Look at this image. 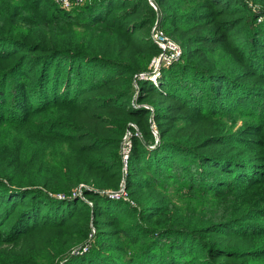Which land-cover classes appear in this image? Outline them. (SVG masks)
Here are the masks:
<instances>
[{"label":"trees","instance_id":"1","mask_svg":"<svg viewBox=\"0 0 264 264\" xmlns=\"http://www.w3.org/2000/svg\"><path fill=\"white\" fill-rule=\"evenodd\" d=\"M155 3L0 0V264H262L264 0ZM156 22L182 51L159 88L139 78ZM132 122L135 206L101 195ZM258 187L246 214L233 197Z\"/></svg>","mask_w":264,"mask_h":264},{"label":"rangeland","instance_id":"2","mask_svg":"<svg viewBox=\"0 0 264 264\" xmlns=\"http://www.w3.org/2000/svg\"><path fill=\"white\" fill-rule=\"evenodd\" d=\"M56 2H57V0H56ZM58 3V2H57ZM59 5V4H58ZM151 5V4H150ZM80 5H78V4H76L75 3V7H79ZM83 5H81L80 7H82ZM152 6V5H151ZM155 6H156V3H155ZM153 7V6H152ZM154 8V7H153ZM256 8H258V7H255V9H254V11L255 12H258L257 11V9ZM155 10H158V7L156 6V8H154ZM259 9V8H258ZM158 22V21H157ZM156 22V23H157ZM155 23V24H156ZM155 24H154V26H155ZM154 26H152V28L154 27ZM170 40H172L166 33H165V31L163 30V29H160ZM151 31H152V29H151ZM151 31H150V37L152 38V33H151ZM173 42H175V41H173ZM177 44V43H176ZM157 57H158V55L157 56H155L154 57V59H157ZM151 63H153V62H151ZM151 65L152 64H150V68H151ZM151 70V69H150ZM150 72V71H149ZM149 72H145V73H149ZM145 73H143V74H145ZM140 74H137V75H135V77H134V79L136 78V76H139ZM138 78V77H137ZM139 78H142V75H140L139 76ZM138 80V79H137ZM144 81H146L145 79H144ZM152 84L154 85V86H156V88H159L160 87V81H159V79L155 82V81H153L152 82ZM135 87L137 88V83L135 84ZM138 90V89H137ZM141 106H144V107H146V108H148V109H150V110H153L152 109V107L147 103V104H143V105H139V107H141ZM242 121H239L238 123H236V120L235 121H232V122H235V123H232V124H228V127H227V131L228 130H233L234 132H236V129H243V128H245V127H247V123H249V122H252V120L251 119H247V118H242L241 119ZM251 124V123H250ZM131 127L133 128V129H131ZM152 129H153V132H154V134L155 135H158V131H157V129H156V126H155V124L153 123L152 124V127H151ZM261 132V134H262V144H263V146H264V128H263V130L262 131H260ZM133 136H138V137H140V138H142L143 136H142V133L140 132V129H139V126H138V124L137 123H134V122H132V123H130L129 124V128L124 132V134H123V137H122V141H121V144H120V150H119V152H120V155H121V157H122V163H123V170H122V180H121V184H120V186H119V188L118 189H116V190H113V189H107V190H104V191H102V193H101V195H105V196H107L109 199H111V200H115V201H119V200H127V201H131L130 199V195H129V191L127 190V185H126V177H127V172H128V160H129V155H130V153H131V150H132V146H133ZM254 137L255 138H260V135H254ZM249 149H250V152H251V154H252V152H253V146H250V147H248ZM129 150V152H127L126 153V150ZM262 152H263V155H261L262 156V158H259L258 157V161L260 162V163H264V148H262ZM255 151L256 152H260V151H258L257 149H255ZM255 151L253 152V156L254 157H256L257 156V154H255ZM149 178V177H148ZM84 187H87V186H85L84 184L83 185H81L78 189H76L75 190V192H74V194L73 195H75L76 193H77V191H78V194H79V196H80V198L81 199H83L85 202H87L91 207H93V203L89 200V199H87V198H85L84 197V195H83V193H82V188H84ZM259 190H261V188L260 187H258L255 191H253V192H251L249 195H247V197H243L244 195H245V193H239L237 196H234L233 197V199H235V201H237V202H241L242 200H243V198L245 199V201H242L241 202V204L242 205H240V206H238V207H242L241 208V210H243V212L244 213H246V214H250V215H252L251 214V210H255V213H254V215H259V214H261V211L260 210H263V207L262 206H260L258 203L259 202H256V203H254L253 205H251L250 203L252 202V201H254V200H256L257 198H258V196H259ZM112 193H117V194H119V196L118 197H113L112 195H110V194H112ZM236 194V193H235ZM56 197L57 198H59V199H66L68 196H66V194H62V193H60V194H57L56 195ZM73 197V196H72ZM131 203L135 206L136 204H135V202L134 201H131ZM238 205V204H237ZM252 208H254V209H252ZM264 211V210H263ZM213 217H216V216H213ZM256 220H257V222H260V223H262L263 224V226H264V216L262 217V219L260 218H256ZM253 221H254V219H253ZM252 222V221H251ZM91 228H92V234H91V236H90V239L86 242V245H87V249H86V251H82L81 249H79V252H78V254H73L74 253V251L75 250H73V251H71L72 252V254L71 255H75V256H81V255H84V254H86V253H88L90 250H91V247H92V245H93V243H94V240H93V236L96 234V229H95V226H94V224H91ZM215 239V237L214 236H210V240H214ZM264 241V235H262V237H257L256 239H254L252 242H254L255 244H258V243H262ZM86 245H84V246H86ZM84 246H82V247H84ZM83 249V248H82ZM259 258L261 257V256H264V255H261V254H259V255H257ZM262 264H264V260L262 261Z\"/></svg>","mask_w":264,"mask_h":264},{"label":"built area","instance_id":"3","mask_svg":"<svg viewBox=\"0 0 264 264\" xmlns=\"http://www.w3.org/2000/svg\"><path fill=\"white\" fill-rule=\"evenodd\" d=\"M85 0H57L58 4L63 7L66 10H71L75 7V3L80 5ZM149 3L156 8L155 6V0H149ZM152 40L153 42L160 48L161 54L157 57V59H154L151 65V70L149 73L141 74L142 80H149L151 82L157 81L160 77L161 70L163 67H169L172 64L176 63L181 58V48L178 46L175 42L170 40L159 28L158 23L155 24V26L152 28ZM129 152V150H126V153ZM120 194V193H119ZM119 194L112 193L113 197H118ZM76 195V194H75ZM79 195V194H78ZM83 248V249H82ZM79 249L82 251H86L87 245L84 247H80L74 251L73 254H78Z\"/></svg>","mask_w":264,"mask_h":264}]
</instances>
